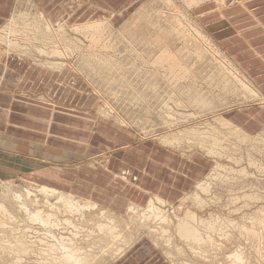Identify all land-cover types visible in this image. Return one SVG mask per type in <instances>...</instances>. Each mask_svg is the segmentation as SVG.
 <instances>
[{
  "label": "rangeland",
  "instance_id": "1",
  "mask_svg": "<svg viewBox=\"0 0 264 264\" xmlns=\"http://www.w3.org/2000/svg\"><path fill=\"white\" fill-rule=\"evenodd\" d=\"M101 1L96 3L103 8H94L87 3L88 7L79 0L63 1L61 8L82 4L77 22H64V19L53 22L49 18L53 25L66 24L69 33L75 26L84 28L92 23L104 24L101 35L97 36L82 30L76 34L71 31L69 35L77 38V47H69L70 52L73 50L71 57L69 55L65 59L62 56V59L60 56L56 61L55 55L49 56L53 47H45L46 44L40 41L37 46L32 45L31 38L27 37L29 34L22 30L11 34L10 41L19 45L12 48L14 50L10 54L7 53V44L2 43L8 33L4 27L12 25L15 28L17 22L23 28L25 17L31 21L41 17L43 0L17 1L14 13L0 27V34L3 35H0V49L7 56L19 55L48 66L54 64L53 67H61L64 61L70 68H76L77 76L98 94L102 113L120 127L123 125L124 129H128L131 144L144 148L162 144L178 149L180 154L203 155L210 160L209 171L177 203L153 200L145 206L139 205L140 213L135 214H130L129 209L116 213L110 210L114 219L109 220L104 211L99 213L101 206L97 208L96 203L82 201V198H78L81 199L79 203L88 206L79 211L58 207L60 195L70 193L64 188L58 190L57 185H63L58 181L56 184L51 181L48 187L37 173L40 172L37 167L32 178L22 175L2 177L0 204L5 209L2 211L0 208V234L11 230L13 236L24 235L31 248L28 253L17 257L0 250V264H63L70 256L75 258L77 253L90 250L106 252L107 256H102L103 259L99 255V264H107L145 237L152 238L172 264H232L235 255L242 258V264H264V130L257 135L241 134L225 124L223 119L228 120L221 114L231 108L262 101L236 79L240 77L243 83L254 85L249 78L246 80L243 77L234 60L206 32L195 13L201 12L205 8L203 4L213 0ZM224 3L225 0L220 1V8ZM106 4L111 10L106 8ZM13 15L16 17L14 20ZM127 22H131L132 29ZM42 23L46 25L45 20ZM128 30L133 31L129 34ZM167 34L172 35L168 37ZM163 48L173 50L175 55L162 58L160 61L164 67H160L156 57ZM87 56L96 59L102 56L111 60L110 68L115 70L119 67V73L116 69L109 74L94 61L86 63L96 68L90 69L84 63ZM174 62H178V66L173 72L178 75L182 73L180 67H185V72L183 70L178 77L170 72ZM226 79L228 81L224 82ZM193 96H203L207 101H213L214 106H199L194 103ZM111 137L115 138V146L122 144V140L125 142L122 136L113 134ZM104 163L101 158L97 165L102 167ZM50 173L54 175V171ZM62 178L72 180L69 174ZM188 210L199 218L210 220L209 224L199 225L198 239L191 242L175 231L178 220ZM84 211L87 215L85 220ZM89 213H92L91 221L87 220L91 217ZM163 221H169L172 228ZM109 222H116L119 230L124 229L133 238L132 242H123L119 245L120 249L116 247L115 252L110 254L108 251L111 248H97L102 243L98 246L99 240L92 238L97 235L93 230L98 224L111 225ZM165 226L170 233L163 232L160 240L149 232L157 235L154 231L158 229L159 232Z\"/></svg>",
  "mask_w": 264,
  "mask_h": 264
},
{
  "label": "crops",
  "instance_id": "2",
  "mask_svg": "<svg viewBox=\"0 0 264 264\" xmlns=\"http://www.w3.org/2000/svg\"><path fill=\"white\" fill-rule=\"evenodd\" d=\"M17 1L0 0V27L14 13ZM63 1L70 0H43L41 10L53 22H77L82 4L61 8ZM97 1L103 2L79 0L103 8ZM203 7L195 11L203 28L264 96V0H225L221 8L213 0ZM106 8L111 10L107 4ZM58 68L7 56L0 49V179L32 178L37 167L48 187L58 181L63 183L58 190L64 188L116 213L159 199L177 203L208 173L210 160L203 155L180 154L162 144L145 148L131 144L128 129L102 113L98 94L77 76V70ZM221 114L248 134L264 130V101ZM113 134L125 142L116 147ZM101 158L105 163L98 167ZM68 174L72 180L62 178ZM107 264L172 263L145 237Z\"/></svg>",
  "mask_w": 264,
  "mask_h": 264
},
{
  "label": "bare ground",
  "instance_id": "3",
  "mask_svg": "<svg viewBox=\"0 0 264 264\" xmlns=\"http://www.w3.org/2000/svg\"><path fill=\"white\" fill-rule=\"evenodd\" d=\"M204 1V0H203ZM217 2H218V4H220V1L219 0H216ZM41 8V7H40ZM40 11V10H39ZM42 11V10H41ZM40 11V12H41ZM16 12V11H15ZM17 13V12H16ZM31 14V13H30ZM43 14V15H42ZM42 14H41V17H38V18H36V19H38V20H33V21H31L30 19H26V18H28V17H25V21H26V23L24 24V26H23V28L22 27H20L19 25H18V23L17 22H15V25H16V27L15 28H12V25L11 26H6V27H4V28H6L4 31L6 32H8L6 35V37L4 38V39H2V43L3 42H5V44H7V46H5V47H7V53L8 54H10L11 53V51H13L15 48H17L18 47V45H19V43L18 42H13V41H10V36H11V34L12 33H16V32H20V30H22L23 32H27L29 35H27V37L29 36L30 38H31V42L30 43H32V45H34V46H37L38 44H36L37 42H43V43H45L46 44V46L45 47H53V49H52V51L51 52H49V56H56L54 59H56V58H58V59H60V56H61V58L63 59V57L62 56H64V58L66 59L69 55H70V57H71V54H73L72 52H73V50L70 52V50H69V47L71 48L72 46H75V47H77V38H74L73 37V35L71 34V35H69L70 33H71V31L72 32H76L77 33V31H79L80 32V30H82L81 32H87L88 34L89 33H91L92 34V36H97L98 34L99 35H101V33H102V26L104 25V24H102V23H92V24H89V25H87L86 27L84 26V28L83 27H74V28H72V30L70 31V33L68 32L69 30H67L66 29V27H67V25L65 24V25H59V26H56V24L55 25H53V23L50 21V20H48V18L44 15V13L42 12ZM14 16L15 15H13L12 17H13V20L16 18H14ZM28 16V15H27ZM35 16V15H34ZM33 16V17H34ZM20 17V16H19ZM24 17V16H23ZM30 17H31V15H30ZM41 18V19H40ZM43 20H45L46 21V25L45 24H43L42 23V21ZM139 20V19H138ZM130 21V20H129ZM10 22H13V21H10ZM7 23V22H6ZM128 23V22H127ZM129 23H131V22H129ZM129 23L127 24V25H129ZM8 24H9V22H8ZM62 24H64V23H62ZM126 24V23H125ZM141 24V23H140ZM109 25V24H108ZM107 25V26H108ZM126 25V26H127ZM133 24H131V26H132ZM113 26V25H112ZM134 26V25H133ZM14 27V26H13ZM109 27V26H108ZM4 28H2V29H4ZM107 28V27H106ZM124 28H125V26H124ZM129 28H131L130 27V25H129ZM126 29V28H125ZM124 29V30H125ZM127 29H128V27H127ZM132 29V28H131ZM133 29H135V28H133ZM123 31V30H122ZM129 32V34L133 31V30H128ZM131 31V32H130ZM75 33V34H76ZM122 33V32H121ZM1 35V34H0ZM166 35V34H165ZM170 35H172V34H170ZM169 34H167V36L169 37L170 36ZM2 37H3V35H1ZM20 37V36H19ZM100 37V36H99ZM7 42V43H6ZM40 44V43H39ZM166 44V43H165ZM3 46V47H4ZM161 46H163V45H161ZM39 47V46H38ZM43 47H44V45H43ZM160 47V46H159ZM164 47V46H163ZM167 47V46H166ZM12 48H14V49H12ZM74 48V47H73ZM39 49H41V48H39ZM46 49V48H45ZM49 49V48H48ZM164 49V48H163ZM161 50L162 51V53H160L156 58V60H158L157 61V63L159 64V66L160 67H164V65H163V63L160 61V60H162V58H165V57H167V59L168 58H170L171 56H174L173 55V50H169L170 49V47H169V49L167 48V50L166 49H164V50ZM42 50V49H41ZM42 53V52H41ZM77 53V52H76ZM15 54V53H14ZM43 54V53H42ZM91 54H93V53H91ZM155 54V53H154ZM94 55V54H93ZM97 55V54H96ZM99 55V54H98ZM156 55V54H155ZM154 55V56H155ZM59 56V57H58ZM100 56V55H99ZM153 56V55H152ZM98 57V56H97ZM102 57V56H101ZM101 57H98L97 59L94 57V58H91V57H89V56H87V57H85L84 58V60H86L84 63L86 64V63H90L91 61H94V62H96L97 64H100V67H104V69L106 70V71H109V74H111L112 72H115V70L117 69V71H118V68L119 67H117L115 70L113 69V68H110V64L112 63L111 62V60L109 61V60H107V59H105V58H101ZM48 58V57H47ZM99 58H101V59H99ZM108 58V57H107ZM111 58V57H110ZM50 59H52V58H50ZM112 59V58H111ZM52 61V60H51ZM56 61H57V59H56ZM154 61V60H153ZM175 61V60H174ZM52 62H54V61H52ZM165 62V61H164ZM184 62V61H183ZM54 63H56V62H54ZM63 63L64 64H61V68L62 67H64L65 66V62L63 61ZM180 63V62H179ZM185 63V62H184ZM59 64V63H58ZM116 64V63H115ZM165 64V63H164ZM171 64V63H170ZM53 66H54V64H52ZM87 65V64H86ZM176 65L178 66V62H174L173 63V65H172V67L170 68L171 69V73H173V75L174 76H176V77H178V76H180L182 73H183V70H184V68L185 67H180V70L182 71V73L181 74H177V72L176 73H174L173 71H175V70H177V68H176ZM48 66V65H47ZM53 66H51V67H53ZM56 66V65H55ZM58 66V65H57ZM88 66V65H87ZM90 66V65H89ZM88 66V67H89ZM180 66V65H179ZM91 67V66H90ZM123 68V67H122ZM158 68V67H157ZM57 69H59L58 67H57ZM76 69V68H75ZM90 69H96V68H90ZM120 69V68H119ZM179 69V68H178ZM159 70V69H158ZM179 70V71H180ZM122 71V70H121ZM120 71V72H121ZM160 71V70H159ZM162 71V70H161ZM180 71V72H181ZM85 72V71H84ZM111 72V73H110ZM184 72H185V70H184ZM116 73H119V71L118 72H116ZM123 74V73H122ZM187 74V73H186ZM243 75V77L246 79V80H248L247 79V77L244 75V74H242ZM110 77V76H109ZM108 76H107V78H109ZM113 77V76H112ZM121 77H123V76H121ZM128 77V76H127ZM216 77V76H215ZM219 78H221V77H219ZM125 79H126V77H125ZM215 79V78H214ZM218 79V78H217ZM236 79H238V81H240V83L242 84V86L245 88V89H248V90H251L253 93H255V95L257 96V97H261V101H264V96L262 97V94L259 92V90L254 86V85H252L251 83H248V84H246V82L245 83H243V81L240 79V77H236ZM114 80V79H113ZM219 80V79H218ZM224 80V79H223ZM220 81V80H219ZM228 80L226 79V81H224V82H227ZM223 82V81H222ZM249 82V81H248ZM220 84H221V82H220ZM227 85V84H226ZM253 86V87H252ZM225 87V86H224ZM227 87V86H226ZM225 87V88H226ZM193 92V91H192ZM200 94V93H199ZM202 95V94H201ZM194 97V96H193ZM193 97H192V99H193ZM194 103H197V105H199V106H205L206 105V107L208 106V107H213L214 106V103L212 104V102L213 101H211V102H209V101H207V99H205V97L203 98V96L201 97V96H195L194 97ZM259 101V100H258ZM213 105V106H212ZM206 109V108H205ZM204 109V110H205ZM223 121H224V123L225 124H227V125H229L233 130H237L239 133H243V134H246V132H244L241 128H238L237 126H234L233 124H231V122H229V121H226V120H224L223 119ZM186 132V131H185ZM189 134H187V132H186V136H188ZM247 136H249L248 134H246ZM183 136V135H182ZM185 136V135H184ZM246 136V137H247ZM179 137V136H178ZM179 140V139H178ZM17 196V195H16ZM235 196V195H234ZM34 199V198H33ZM79 200H81V199H78V197L76 198L75 196H73V195H70V194H65V193H62L61 195H60V198H59V202H58V207H64L65 209H74V208H76L77 209V211H79L82 207H87L86 205H84V206H82L80 203H79ZM160 200V199H159ZM206 200V199H205ZM212 200V199H211ZM82 201H83V199H82ZM160 202H163V201H161L160 200ZM200 202H201V200H200ZM12 203V202H11ZM31 203V202H30ZM57 204V203H56ZM154 206V205H153ZM7 207V206H6ZM15 207V206H14ZM95 207H97L98 208V206L97 205H95ZM0 208H1V210L2 211H4V209H5V206L3 205V204H0ZM14 209V208H13ZM9 210V209H8ZM100 211H99V213L101 214H103L104 212V214H105V216L108 218V220L109 219H114L113 217H114V213H112L110 210H107V209H104L102 206H101V208L99 209ZM104 211V212H103ZM10 212H11V210H10ZM83 212V211H82ZM81 212V213H82ZM129 212H130V214L131 213H140V208H139V205H134V204H132L131 206H130V208H129ZM9 213V212H8ZM15 213V212H14ZM16 213H18V212H16ZM44 213V212H43ZM127 213V212H126ZM90 215L89 216H91L92 215V213H89ZM128 214V213H127ZM148 215L147 216H150V214L149 213H147ZM153 214V213H152ZM116 215V214H115ZM86 212L84 211V220L86 219ZM120 217V216H119ZM146 217V216H145ZM179 217V216H178ZM91 219H93V217L91 216L90 218H88L87 220L88 221H91ZM74 221V220H73ZM144 221V220H143ZM208 220H205V219H202L201 217L199 218L198 216H197V214H195L194 212H192V211H190V210H188L187 212H186V214H185V216L182 218V219H179L178 220V222H177V224L175 225L176 226V228H175V231H176V233H178L179 235H181L182 237H184V238H186L189 242H191L190 240H197L198 239V227H199V225H203L204 223L206 224H209L210 223V220L207 222ZM165 224L166 223H168L169 224V221H163ZM73 223V222H72ZM109 223H112L111 225H105V224H98L97 225V227L93 230L94 232H97V235L96 236H94V237H92L95 241H96V239H98L99 241H97V245L99 246L101 243V245L99 246V247H97V248H100V249H103V248H107L106 250H108L109 248H111V250L110 251H108L109 252V254L110 253H113V252H115V250L117 249V248H119L120 249V247H119V245L120 244H122L123 242L124 243H130V242H132V239L133 238H131V236H129L130 234H129V232H126L124 229H120L119 230V226H118V224L116 223V222H109ZM143 223V222H142ZM147 223V222H146ZM74 224V223H73ZM94 225V224H93ZM170 225V227L172 228V225L171 224H169ZM144 226V225H143ZM160 231L158 232V229L156 230V231H154L155 233H158L157 235L156 234H154V233H152L153 231H149L150 233H151V235H153V236H161L162 235V233L164 232V233H170V229H168V227L167 226H165V227H162L161 229H159ZM169 231V232H168ZM15 233V232H14ZM149 234V233H148ZM164 235V234H163ZM152 236V237H153ZM157 238V237H156ZM152 239V238H151ZM156 240V239H155ZM159 240H160V237H159ZM159 240L158 241H156L157 243L159 242ZM162 240V239H161ZM169 242H170V240H168ZM99 243V244H98ZM117 247V248H116ZM30 248H31V246H30V244L27 242V240L24 238V235H21V236H13V234L11 233V230H6V231H3L1 234H0V250H3L4 252H6L9 256L10 255H15V257H17V256H19V255H21V254H24V253H28L29 252V250H30ZM115 248V249H114ZM178 248H179V246H178ZM93 249V248H92ZM95 249V248H94ZM196 251V250H195ZM107 252V253H108ZM0 254H2V253H0ZM6 254V255H7ZM59 254V253H58ZM121 254V253H120ZM201 254V253H200ZM76 254L74 253L73 254V256H75ZM99 255H101V259H103L102 258V256L104 257V255H106V252L105 253H98V251H94V250H90V252H86V253H77V256H75V258L74 257H72V256H70V259H68L67 261H63L62 263L63 264H73V263H75V264H89L90 263V260H91V263L92 264H99V262H101V260H100V258H99ZM9 256H7L8 258H9ZM107 256V255H106ZM224 256V255H223ZM106 258V257H105ZM2 259V258H1ZM8 260V259H7ZM14 260V259H13ZM12 260V261H13ZM64 260V259H63ZM61 261H62V259H61ZM9 262H10V259H9ZM16 262H18V261H16ZM103 262H105V261H103ZM90 263V264H91ZM26 264V263H25ZM100 264H104V263H100ZM232 264H242V258L240 257V256H238V255H235L234 257H233V262H232Z\"/></svg>",
  "mask_w": 264,
  "mask_h": 264
}]
</instances>
